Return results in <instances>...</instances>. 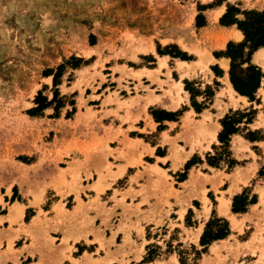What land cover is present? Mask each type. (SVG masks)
<instances>
[{"label":"rangeland","instance_id":"1","mask_svg":"<svg viewBox=\"0 0 264 264\" xmlns=\"http://www.w3.org/2000/svg\"><path fill=\"white\" fill-rule=\"evenodd\" d=\"M206 1L0 0V264H20L21 235L30 234L26 227L35 215L46 218L50 214L57 219L51 230L65 228L74 242L84 238L75 243L73 252V257H83L64 264H264V175L259 176L260 171L264 173V142L249 144L245 131L232 137L230 147L237 164L243 165L250 156L252 165L246 169L229 170L225 162H220V170L205 165L192 167L186 182L187 175L184 180L178 176L187 173L188 161L196 163L211 152L216 138L211 139L213 131L207 132V128H216L217 133L216 120L219 123L230 111H242L252 105L257 113L248 128L260 131L264 138V77L256 94L259 104L237 97L222 80L218 81L220 88H216L215 81L212 83L209 69L214 73L213 68L220 66L224 71L227 62L216 65L207 57L212 48L209 35L196 26L198 15L203 18L201 21L205 20L201 11L222 0ZM228 6L239 10V14H232L239 20L244 18L243 12L257 11ZM223 39L220 38L219 46L225 42ZM149 51L152 55L136 58L138 53ZM177 52L185 54L188 60L184 61L197 63L179 65L182 59L176 57ZM158 56L166 57L159 59L157 65L150 64ZM71 57L83 63L73 68ZM253 60L264 73V51L256 52ZM61 64L64 68L54 87L53 75L46 76L45 71L52 69L55 73ZM141 67L152 71L138 70ZM218 73L221 75L222 71ZM142 77L155 82L175 107L184 101L176 111L192 107L191 94L198 93L193 96L194 101L200 106L207 103L208 108L206 87L218 90L208 111L201 116L190 111L180 120V128L169 125L171 133L178 134L173 139L165 135L168 144L158 147L155 155L168 154L170 164L142 158L145 150L137 151L141 141L125 147L124 141L119 140L121 147L110 149L107 141L118 138L120 128L110 136L113 126H103L104 114L97 118L92 107L103 93H108L104 104L115 103L118 108L138 104L140 98H130L128 85L136 80V89L152 93L142 85ZM159 77L165 80L160 81ZM184 82H188L191 93L185 90ZM54 89L63 106L56 112L52 106L40 115H30L29 111L36 107L37 93L49 101ZM154 102L158 99H148L146 104ZM152 110L165 111L150 106L148 114L154 122ZM117 112L113 115L118 116ZM140 124L131 127L129 135L155 143L156 134L146 137L139 133ZM160 127L163 128L158 125L157 130ZM219 146L215 145L217 150L210 156L219 153ZM190 154L192 157L181 171L171 173ZM119 160L133 165L135 168L127 175H135L125 176L113 191L102 194L103 183L121 175L124 167L115 166ZM113 168L119 172L112 173ZM247 174L251 176L249 182ZM144 175L146 184L139 185L138 180ZM234 183L242 186L238 196L248 194L250 201L246 202L257 204H249L244 214L226 216L229 200L223 197L234 194L238 186L226 193L222 188ZM188 190H192L195 202L186 200L189 195L184 192ZM251 190L259 193L258 202H252L255 195ZM139 196L144 200L135 202ZM149 196L153 198L150 203ZM143 205L145 208H141ZM215 209L227 217L223 220L230 224L231 234L224 241L212 242L202 252L203 232L197 238L200 229L204 231L214 217L222 219L215 216ZM222 225L212 224L210 229L214 231ZM67 242L63 238L61 244ZM243 247L247 249L238 250ZM148 249L151 262L143 260Z\"/></svg>","mask_w":264,"mask_h":264},{"label":"crops","instance_id":"2","mask_svg":"<svg viewBox=\"0 0 264 264\" xmlns=\"http://www.w3.org/2000/svg\"><path fill=\"white\" fill-rule=\"evenodd\" d=\"M209 1H212V0H207L206 3L209 2ZM202 3H204V2H202ZM228 4L234 5V6L238 7L241 10L262 11V10H264V0H222L220 3L214 4L211 7H207L206 9L201 11L205 20H204V25L201 26L199 30H203L206 34L209 35L208 36L209 43L212 44V48L210 49L209 56H207V57H210V59H212L213 62L216 65H219L221 62H223V63L227 62V65H225V66H227V69L225 68L226 70L223 71V70H221L220 66L217 67V70H216L217 72L220 71V73H221V71H222L221 75L218 73L219 76H216V74L213 73L211 71V69H209V71L212 73V77H213V80H212L213 82L212 83H214V81H215V83L218 84V81L222 80L224 82V84L226 83L225 87H227V90H229V91L231 90L239 98H246V97H243V96H240L239 94H237L233 90V87H232V85H231V83L229 81L227 70H229L230 60L228 58L224 57V56L218 55L220 53L219 51L224 50L225 47H226V44H228L229 42L240 43L244 39V36H243L242 32L237 29L236 25H220L219 24V18L226 12ZM222 37L225 38V39L222 40V41L225 40V42L224 43L222 42L223 45L219 46L220 38H222ZM217 45L219 47H217ZM260 50L264 51V47H261V48L257 49L253 53V55L251 56V64L256 66V67H258V68H259V65L254 62L253 58L255 57V53L259 52ZM153 51L155 52V49ZM213 52H219V53L213 55ZM152 53H153L152 51L145 52V53L141 52V53H138L136 55V58L138 60H140L139 56H144V57L146 56L147 57L148 55H152ZM165 57L166 56H158V57H156L155 62L150 63V64L157 65L158 64V60L159 59H164ZM190 62L192 63L194 61H191V60H189V61L179 60L178 64L179 65H182V64L190 65ZM165 63L168 64V60H166ZM196 63L197 62H194L193 64H196ZM138 70L152 71L151 69H148L146 67H141ZM261 71L263 73V70H261ZM161 73H163V71H161ZM159 80L163 81V80H165V78L159 77ZM140 81H141L143 86H148L149 90L152 93H146L144 91L142 92L141 89H136V87L138 85V82L136 80H131L129 82V85H128V89H129L130 93L132 94V95H130V98L139 97L140 100H139L138 104H133L132 107H130V108H125L123 106L121 108H118L117 104H115V103L104 104L105 99L108 96V93H103V96L100 97L99 100H98L99 103L94 105V106H92V107H95V112L98 113L97 114V118L101 117L104 114L103 118L101 120V123L103 124V126H107V125L108 126L109 125L113 126V131H111L110 136L113 137L114 136V130H117V128H120L121 134H119V136H117L118 138H113V139L107 141V146L110 149L120 148L121 146L118 145L119 140L120 141H122V140L124 141L125 147L129 146V145H132L134 143V141H141V145L142 146H140L137 151L141 152L142 149L145 150V152H143V154H142V158H144V157H152L157 162H161V161L168 162L169 161L168 164H170V160L168 159V154L165 153V155H155V151H156V149L158 147H163V146L168 144L167 141L165 140V135H166L167 138L173 139L178 134V131H175V133L172 134L171 130L169 128V125L173 124V125H176L175 127H179L180 128V126H181L179 124L180 120H182L185 117L186 114L190 113V111H192L194 113V115H196V116H201L205 111H208L209 108L212 106L213 100H214L216 94L218 93V90L215 89L213 91L214 95L208 102L209 107L207 108V106H205V104H207V103L202 104V106H205V108L202 109L199 113H197L190 106V108H186V109L184 108V111H183L182 115L180 117H178L179 121H167V120H164V121H162V123H158V122L156 123V122L153 121L152 117L148 114V108L150 106L158 107L159 109H163L165 111L173 113L178 108H180L181 105H184L185 102L183 101L180 104H178L177 107H175L174 106V102L171 101L167 96H165L162 91L160 92V88L156 85L155 82L149 80L146 77H142L140 79ZM206 83H210V82H206ZM216 86H217L216 88H220L219 84L216 85ZM182 90H183V88H182ZM225 90H226V88H225ZM121 91L122 90H120V92ZM183 92H184V90H183ZM133 94H136V95H133ZM151 98H157L158 102L146 104V101L148 99H151ZM187 100H188V98H187ZM87 108H89V107H87ZM84 111H85V108H83V111H82V109L80 110L81 113H83ZM115 111L116 112L118 111L117 112L118 116H114L113 115V113ZM219 118H221V116ZM194 121H196V122L197 121H201V119H196ZM140 122H142V123L140 124ZM216 123L219 125V128L217 129V133H216V128H212V129L207 128V132L208 131H210V132L213 131V133L211 135V139H215L216 138V140H215L216 142L215 143H213L214 141L212 142L213 146H215L217 143L220 144L218 142V138L217 137H218L219 132L221 131V125H220V123H218L217 120H216ZM136 124H140V126H138V131H139V133L144 134V136L147 137L148 135L150 136V135H153V134L155 135L156 134V136L154 137L156 142L153 143V144H149L142 138L131 137L129 135V133L131 131H133V129H131V127L135 126ZM158 125H161L163 128L160 129V130H157V126ZM180 132L181 131L179 130V133ZM100 135H103V136L106 137V135L104 133H100ZM236 135L237 134H234V135L230 136L229 152L231 151V147H230V143L232 142L231 139H232V137H234ZM261 142H264V138H262L261 140H258V141H254V142L248 141V143L251 144V145L252 144H258V143H261ZM210 150H211V152H206L203 158H199L196 163H193L186 170L187 171V173H186L187 177H186L184 182L188 181L189 171L194 166H203V165H205L207 168L220 170V168L222 166L219 165L218 168H214V167L209 166L207 161H205L206 160V156H210V153H212V154L214 153V149H213L212 146H211ZM195 152L196 151H194L193 153H195ZM192 154H190L185 159V161L183 162V164L179 168L175 169L174 171L172 170L171 173L176 174L177 171H181L180 168H183L184 164L192 157L191 156ZM230 155H231L230 156L231 159L237 160L234 157L232 151L230 152ZM246 159H247L246 160L247 162H244L243 165L242 164H240V165L235 164L232 168H229V170H231V169H233L235 167L236 168H241V169H246L248 166H251L252 162L250 161V156H247ZM222 162H225V161H222ZM149 165H151V164H149ZM115 166L124 167V168H122L123 171H122L121 175L117 176L114 181L113 180L112 181L111 180H106L103 183L104 184V187H103V192L104 193L102 192V194H105L109 190L113 191L114 190L113 189L114 185H116L125 176H128V178H129V177L135 175V172L133 174L130 173V175H127L129 173V170L133 169L135 167H133V165L128 164L125 161L119 160V161H117L115 163ZM137 170L140 171V172L143 171V170H141L139 168H137ZM161 170L169 171L170 169H168V168L162 169L161 168ZM116 172H119V170H117V168H113L112 169V173H116ZM91 174L94 175L95 173L92 172ZM166 175L167 176L168 175L171 176L168 173H166ZM247 177H248L247 182H249L250 179H251V176L247 174ZM146 180H147V177H146V175H144L138 180V184L139 185H144V184H146ZM261 181H262V183L264 182V176H263ZM126 182L129 183V180H127ZM184 182H182V183H184ZM234 185H236V184L234 183L231 186L225 184L223 186V188H222V191L226 193L230 188L232 190H234L238 186L237 187L238 190L235 191L234 194H232L231 196L228 195V196H224L223 197L224 200H229V204H228L229 205V210H228L227 207H225V215L226 216L227 215H232V214H244V213H233L231 211V202L233 201V197L234 196L239 197L238 194H240L241 191H242V186L241 185H236V187ZM259 186L262 187V185H259ZM173 189H175V187H173ZM252 192L255 195V196H253V198H255V201H252V202H258L259 201V193L256 192V191L254 192L253 190H251V194H252ZM184 194L185 195H189L188 198L186 199L189 202H195L196 201V200H194V199H196V197L193 195L192 190L185 191ZM244 195L247 196V201H250L249 198H248L249 197L248 194H244ZM100 196H101V194H100ZM245 196H243V197H245ZM217 198H220V197H217ZM143 200L139 196V197L136 198L135 202H142ZM152 201H153L152 196H149L147 202L150 203ZM169 202H171V200ZM256 204L257 203L250 204L249 207L250 206H254ZM215 206L218 208L219 205L216 204ZM141 208H145V205H143ZM23 213H24V209L22 208V214ZM215 216L219 217V218H222V219L223 218L224 219L227 218L224 215L223 216L219 215L218 211L216 212V209H215ZM56 220L57 219H55L53 214L48 215L46 218L38 217L36 215L33 217V219L30 222L31 223L30 226L26 227L27 229H30V234L21 235V237H22L21 240H23V245L20 248V250H21V254L19 255V263L20 264H64L67 261L77 260L76 258L81 259L83 257V255H79L78 257L75 258V257H73V252H74L75 243H78L81 240H84V238L80 237L74 242L72 239H70L71 235L69 233L65 232L66 231L65 228L61 227V228H58L57 230H51L52 229L51 226L55 223ZM233 226H234V222H231V227L233 228ZM244 226L246 227V223L244 224ZM229 227H230V224L228 223V228ZM202 232H203V228L200 229V232H199V235H198L197 238H200L199 236L202 234ZM230 234L231 233H229V235L226 238H228L230 236ZM63 238H66L68 240L67 245H62L61 244ZM51 239L54 240V241L51 242ZM224 240L225 239H221V240H217V241H213V242H220V241H224ZM246 249L247 248H244V247L243 248H238V250H240L242 252L244 250H246ZM248 254L249 255H253L252 253H248ZM254 254L257 255L258 252H255ZM92 259H94V258H92Z\"/></svg>","mask_w":264,"mask_h":264},{"label":"trees","instance_id":"3","mask_svg":"<svg viewBox=\"0 0 264 264\" xmlns=\"http://www.w3.org/2000/svg\"><path fill=\"white\" fill-rule=\"evenodd\" d=\"M233 13L239 14V10L233 8L231 6L227 7L226 13L221 17L220 23L221 25H236L237 29L240 30L244 36V39L240 43H232L229 42L226 46L224 52H220L218 55L224 56L230 60L228 77L229 81L233 87V90L239 94L240 96L246 97L250 104L256 103L259 104V99L256 98L257 90L260 88L261 80L264 77V73L260 70V68L251 64V56L253 53L264 47V11H245L242 13L243 19L239 20L234 18L235 15ZM200 15L196 18V26L201 27L204 25V20ZM182 60H188L185 58V54L181 52H177V56ZM68 62V61H67ZM69 63L73 68L78 67L83 60L71 57L69 59ZM64 68V64L59 65L55 73L53 70L49 69L45 71V75H53V86L56 87L58 84V78L62 69ZM217 67L213 68L216 76H219L216 71ZM185 90L190 92L188 88V82H184ZM217 85V83H215ZM191 93V92H190ZM199 94V93H198ZM197 94V95H198ZM191 94V102L192 107L195 109L197 113H199L205 106H200L194 101L193 96H197ZM214 93L211 91L210 87H206L205 96L207 99H211ZM36 107L29 111L30 115H40V113L53 106L55 112L59 110L61 106H63V101L59 98V93L57 89H54L53 96L51 100H47L42 96L41 92L37 93V96L34 100ZM71 105H74L71 103ZM74 109L72 110V112ZM184 109L178 110L176 112H165V111H151V115L155 119L156 122L161 123L164 120L167 121H176L178 117H180L183 113ZM257 111L253 109L251 105L248 109L245 110H236L234 112L230 111L229 114H226L219 123L221 125V131L218 134V142L221 146L218 147L219 153H216L214 156H206L207 163L209 166L218 168L220 162L225 161L228 168H232L237 162L231 159V155L229 152V141L230 136L234 134H238L242 131H245L246 134L244 138L250 142L261 140L263 137L260 135V131H251L248 126L253 122V119L256 115ZM162 115V116H161ZM242 125V128H240ZM161 127L159 128V130ZM213 149L217 150V147L212 146ZM192 160L188 161L185 165V170H187L193 163ZM263 172H259V176H263ZM181 178L184 180L186 177V173H183ZM247 199L243 196L234 197L232 203V212L233 213H243L246 210V207L251 204V202H246ZM190 213V210H189ZM214 214V212H213ZM218 223H223L222 227L217 226V229L212 231L210 228L212 224L215 226ZM229 235L228 223L223 219H210L201 235V245L204 247L202 252H205L207 246L211 244L213 241L221 240L226 238ZM147 258H144V261L151 262L152 257H150L149 249ZM182 264V262H181Z\"/></svg>","mask_w":264,"mask_h":264},{"label":"bare ground","instance_id":"4","mask_svg":"<svg viewBox=\"0 0 264 264\" xmlns=\"http://www.w3.org/2000/svg\"><path fill=\"white\" fill-rule=\"evenodd\" d=\"M258 56H260V55H258ZM10 213H12V211L10 212ZM221 213V212H220ZM11 216V215H10Z\"/></svg>","mask_w":264,"mask_h":264}]
</instances>
